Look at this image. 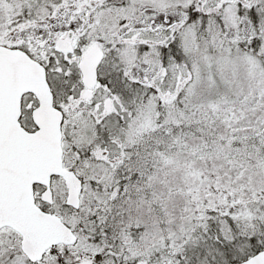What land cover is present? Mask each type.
Instances as JSON below:
<instances>
[{"label":"snow or ice","instance_id":"6c2138e0","mask_svg":"<svg viewBox=\"0 0 264 264\" xmlns=\"http://www.w3.org/2000/svg\"><path fill=\"white\" fill-rule=\"evenodd\" d=\"M0 264H264V0H0Z\"/></svg>","mask_w":264,"mask_h":264}]
</instances>
